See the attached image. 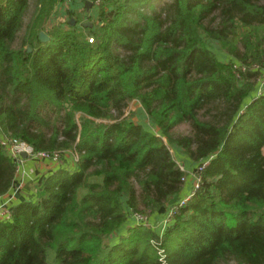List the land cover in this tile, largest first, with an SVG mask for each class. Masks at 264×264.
I'll return each mask as SVG.
<instances>
[{
    "label": "trees",
    "instance_id": "obj_1",
    "mask_svg": "<svg viewBox=\"0 0 264 264\" xmlns=\"http://www.w3.org/2000/svg\"><path fill=\"white\" fill-rule=\"evenodd\" d=\"M57 1L23 25L30 0H0V196L17 169L2 139L77 156L0 220V264H264V0H103L91 32L46 28ZM168 144L201 167L184 203ZM153 214L162 229L136 220Z\"/></svg>",
    "mask_w": 264,
    "mask_h": 264
},
{
    "label": "crops",
    "instance_id": "obj_2",
    "mask_svg": "<svg viewBox=\"0 0 264 264\" xmlns=\"http://www.w3.org/2000/svg\"><path fill=\"white\" fill-rule=\"evenodd\" d=\"M85 2L75 3L67 5L63 8L55 7L56 13V21L64 22L69 21V18L73 17V15L79 16V20L75 19V25L78 28L86 29L88 32H91L93 29H97L98 27H102L104 25V20L108 21L112 18L114 9L111 5L104 7L103 16L101 17L100 11L103 8L102 5L99 6H90L89 9L85 7ZM86 23V26H84ZM89 25V26H88ZM144 128L153 131L156 129L154 125L149 123H141ZM157 131V129H156ZM174 146V145H172ZM178 151L184 153L180 148L174 146ZM72 153L66 152L63 154L62 159H58V161H54L52 158L43 157L40 155L37 156H26L21 158L20 165L16 169L14 182L9 189V191L0 196V220H8L10 219V214L8 215L9 209L16 203L27 199L31 194L36 192L40 186L42 181L51 174L58 167H64L65 169L72 170L74 168V158ZM182 164L185 166V169L188 173L196 166L195 163L191 162L186 154H183ZM190 176V174H189ZM193 178L187 177L186 183H184L182 192L189 193L190 188L192 186ZM39 186V187H38ZM132 220V219H131ZM118 237V236H117ZM114 236L111 238V241L114 243L117 239Z\"/></svg>",
    "mask_w": 264,
    "mask_h": 264
},
{
    "label": "rangeland",
    "instance_id": "obj_3",
    "mask_svg": "<svg viewBox=\"0 0 264 264\" xmlns=\"http://www.w3.org/2000/svg\"><path fill=\"white\" fill-rule=\"evenodd\" d=\"M32 11H33V0H30L29 7L27 8V10H26V12L24 13V16H23V25H25L27 23V21L29 19V16H31V14H32ZM54 11H55V8L52 10L50 16H48V18L45 19L44 26L46 28H48V29L51 26L55 25V23L59 22V21H56L57 18L55 16L56 13ZM79 16L77 15V12H76V15H73L72 18L79 20ZM84 31H86V30H84ZM21 33H22V29L20 31V34ZM87 36H93L95 38L94 42L96 41V37L94 35L90 34V35H87ZM207 45L210 48H212L218 55H220L219 54L220 48H219V46H218V44L216 42L207 40ZM260 80L262 81V83L264 85V74L260 77ZM263 89H264V87H263ZM125 114L127 115V117H129L130 119H133L134 121H136L138 123H144L145 122V123H149V124L153 125L151 120H150V117L147 115L145 110L142 108L141 103L138 100H136V99L132 100L129 103V105L125 109ZM75 119L77 120V122L79 124H81L82 121H86L87 120L86 116H84L80 112L76 113ZM101 122L105 123L106 121L95 120L96 124L97 123H101ZM177 129H178L177 131L182 132V133H187L188 132V126L185 125V124L180 125ZM154 132L157 133L156 129L154 130ZM168 147H169V150H170L173 158L176 160L179 168L181 170H183L184 173H185L184 183H186L187 177L191 176L193 178L192 186L190 188V191H189L188 195L185 196L183 201H181V203H184L185 201H187L196 192V190L198 189L199 185L196 186L195 183L198 182V184H199L200 180H197L199 177H198L197 173L195 172L196 171V167H194V169L191 171V173H188L186 171L185 166L182 164V158H181V157H184V155H183L184 153L182 154V152L178 151V149H176L171 144H168ZM70 155H72L73 158H74L73 162H76L77 156L75 154H73V153L70 154ZM28 157H30V156H28ZM184 159H186V157H184ZM14 160L16 162V167H18L22 160L18 156H16ZM54 161H58V160L54 159ZM189 174H190V176H189ZM34 193H35V191H34ZM80 194H81V192H80ZM8 212H9L8 213V215H9L10 212H11V209H9ZM169 217H170V215H168L167 217H164V216H157L156 217V215L153 214V216H151L150 218L149 217H145V216H137L136 220L139 221L140 223H142L143 225L147 226V227H151L153 229H157V228L158 229H162L164 227V225L168 222ZM117 236H118V234H115L114 238L117 237ZM48 264H52V253H50L49 256H48ZM230 264H232V263H230Z\"/></svg>",
    "mask_w": 264,
    "mask_h": 264
},
{
    "label": "built area",
    "instance_id": "obj_4",
    "mask_svg": "<svg viewBox=\"0 0 264 264\" xmlns=\"http://www.w3.org/2000/svg\"><path fill=\"white\" fill-rule=\"evenodd\" d=\"M85 1L91 2V6H99L103 0H58L56 6L59 7V8H63V7H65L67 5H70V4L81 3V2H85ZM86 39H87L88 42L93 43L95 38L93 36H87ZM262 85H263V83H262ZM263 87H264V85L262 86V88L259 91V93L264 90ZM1 144L6 148L8 154L13 159H15L16 156H18L21 159L23 153L26 156H37V155H40V156H43V157H50V158L52 157V159H55V160L59 159L58 155L49 156V155H47L45 153H35V152H33L32 147L28 143L23 142V141H18L16 139H12V140H10V139H2L1 140ZM200 169H201V167L197 168L196 171H195L197 173L198 177H199L197 180H200V173H199ZM195 185L197 186L198 182H196ZM136 218H137V216H136Z\"/></svg>",
    "mask_w": 264,
    "mask_h": 264
},
{
    "label": "water",
    "instance_id": "obj_5",
    "mask_svg": "<svg viewBox=\"0 0 264 264\" xmlns=\"http://www.w3.org/2000/svg\"><path fill=\"white\" fill-rule=\"evenodd\" d=\"M85 7L87 8V9H89V7L91 6V2H89V1H85ZM69 24H71V25H75V23H76V21H75V19L74 18H70L69 19ZM84 26H86V23H84ZM89 26V25H88ZM38 39L41 41V42H46V41H48V39H49V37H48V35L44 32V31H40L39 33H38ZM27 51H30V47H27ZM22 157H26V155L23 153L22 154Z\"/></svg>",
    "mask_w": 264,
    "mask_h": 264
}]
</instances>
